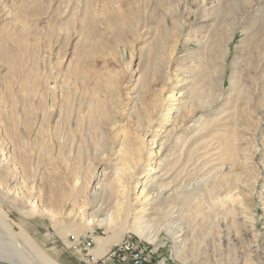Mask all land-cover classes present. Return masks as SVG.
Instances as JSON below:
<instances>
[{"label": "rangeland", "instance_id": "rangeland-1", "mask_svg": "<svg viewBox=\"0 0 264 264\" xmlns=\"http://www.w3.org/2000/svg\"><path fill=\"white\" fill-rule=\"evenodd\" d=\"M173 92L188 101L184 126L200 119L209 143L220 133L233 139L234 152L216 164L232 198L216 201L227 210L208 230L191 233L187 211L171 227L159 226L162 255L172 248L177 264H239L244 255H263L255 236L242 231L228 243L225 234L232 222L245 228L244 209L255 212L253 232L264 230V0H0L1 117L10 114L12 100L20 101L16 110L25 117L21 98L29 99V124L19 123L13 135L26 137L41 125L27 158L34 171L42 167L19 190L11 188L19 186L11 173L0 176V216L13 230L24 229L12 238L0 222V254L31 263L23 240L32 236L56 264H77L63 246L74 232L70 223L45 210L50 175L78 184L84 179L74 194L83 199L92 192L86 182L97 162V136L110 141L118 126L130 124L135 106L148 122L167 108ZM160 126L152 123L148 135L161 134ZM34 195L41 199L35 214ZM128 225L117 236L115 225L82 233L94 232L96 248L97 237L110 246L127 235L149 240Z\"/></svg>", "mask_w": 264, "mask_h": 264}, {"label": "bare ground", "instance_id": "bare-ground-1", "mask_svg": "<svg viewBox=\"0 0 264 264\" xmlns=\"http://www.w3.org/2000/svg\"><path fill=\"white\" fill-rule=\"evenodd\" d=\"M185 98V93H171V102H168L167 108L164 106L148 122H145L135 106L129 113L130 124L118 126L110 141L104 142L103 134L98 135L94 147L97 162L94 173L86 182L92 192L83 199H78L79 202L74 199V194L79 193L81 187L75 189L78 184L75 179H57L50 175L47 197L49 208L45 209L48 214L52 218L68 221L75 233H82L87 227L115 225L119 230L117 236L125 230L128 223L132 231L151 240L150 242L156 241L159 226L171 227L173 223L182 220L185 211L189 212L191 233L197 228L208 230V224L213 219L224 217L227 207L216 205V201L220 197L229 201L232 196L224 188L225 184L219 176L222 168L216 164L221 155L232 151L235 145L231 137L221 133L215 135L214 143H209L205 139L207 133L201 127L200 119L184 126L188 104ZM176 100L179 101L175 102ZM28 102L29 99L21 98V109L25 117L16 110L20 101L12 100L11 112L7 118L1 117L0 112V124L5 135L0 139V176L11 173L19 185L11 188L18 190L31 174L36 176L37 173H42L39 164L36 165V171L29 167L27 158L33 149L32 139L39 133L41 125L36 124L26 137L17 138L13 135L19 123L22 127L29 124L27 118L32 109ZM152 123H160L161 134H156L157 130H154L148 135L147 130ZM189 131L191 136L186 135ZM216 143L219 145L216 146ZM233 152L234 150L231 153ZM77 153H80V149ZM20 154L24 156L21 160L18 156ZM84 183V179H81L78 185L82 186ZM69 184L74 187L69 189ZM59 194L62 196H58ZM40 201L36 195L32 197L30 208L33 214L41 210ZM260 203L264 207V196ZM242 213L245 228L242 229L231 221L234 226L225 234L226 240L228 243L240 240V234L244 231L247 235L255 236L264 252V230L260 233L253 232L257 223L255 212L246 214L244 209ZM0 222L9 237H17V233L24 231L22 227H18L19 231L13 230L11 225L5 223L3 216H0ZM188 232L179 235L184 236L180 242ZM24 238V245L27 249H32L29 251L35 258L26 264H56L53 258L45 255L35 244L32 236ZM97 242L100 245L95 249L98 255L104 254L111 244V240L106 241L101 237H97ZM0 244L4 245L2 238ZM3 250L5 253L12 252L7 248ZM14 254L21 256L19 251H14ZM0 258L4 257L0 254ZM239 264H264V254L244 255Z\"/></svg>", "mask_w": 264, "mask_h": 264}, {"label": "built area", "instance_id": "built-area-1", "mask_svg": "<svg viewBox=\"0 0 264 264\" xmlns=\"http://www.w3.org/2000/svg\"><path fill=\"white\" fill-rule=\"evenodd\" d=\"M93 234L71 232L63 241L66 252L77 264H177L172 248L169 249L168 257H165L161 253L165 244L138 239L133 235L125 236L111 245L104 254L98 255Z\"/></svg>", "mask_w": 264, "mask_h": 264}, {"label": "water", "instance_id": "water-1", "mask_svg": "<svg viewBox=\"0 0 264 264\" xmlns=\"http://www.w3.org/2000/svg\"><path fill=\"white\" fill-rule=\"evenodd\" d=\"M0 264H15V263H12L8 260L0 259Z\"/></svg>", "mask_w": 264, "mask_h": 264}, {"label": "crops", "instance_id": "crops-1", "mask_svg": "<svg viewBox=\"0 0 264 264\" xmlns=\"http://www.w3.org/2000/svg\"><path fill=\"white\" fill-rule=\"evenodd\" d=\"M0 259L8 260V259H6V258H0ZM8 261L13 262L12 260H8ZM13 263H16V262H13ZM16 264H17V263H16Z\"/></svg>", "mask_w": 264, "mask_h": 264}]
</instances>
